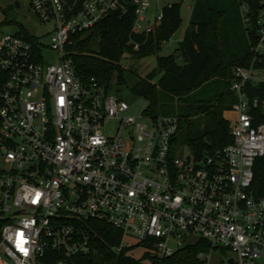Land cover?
Wrapping results in <instances>:
<instances>
[{"label": "built area", "instance_id": "1", "mask_svg": "<svg viewBox=\"0 0 264 264\" xmlns=\"http://www.w3.org/2000/svg\"><path fill=\"white\" fill-rule=\"evenodd\" d=\"M164 2L149 18L152 0H29L56 62L44 61L40 41L0 37V264H66L88 255V220L121 230L116 252L142 242L149 264L199 239L209 243L197 254L201 264L215 248L234 253L219 264L264 257V195L252 188L255 160L264 157V98L252 94L264 82V0H235L250 60L232 69V141L213 154L176 148L178 115L131 114L111 89L76 74L68 50L75 35L131 7V32L148 34L163 7L179 0ZM110 119L119 123L112 135L104 130ZM49 252L60 257L51 263Z\"/></svg>", "mask_w": 264, "mask_h": 264}, {"label": "trees", "instance_id": "2", "mask_svg": "<svg viewBox=\"0 0 264 264\" xmlns=\"http://www.w3.org/2000/svg\"><path fill=\"white\" fill-rule=\"evenodd\" d=\"M81 1L67 0L68 3L76 2L77 6ZM180 4L175 2L170 7L164 6L160 23L148 34L131 32L135 18V9L131 7L124 15L111 13L92 29L75 35L68 50L78 78L85 83L94 78L108 89H111L114 76L117 82H122L124 54L142 58L156 53L179 26ZM234 20L219 0H195L178 55L157 56L155 67L132 86L133 93L147 101L144 113L148 116L154 118L169 113L179 116V131L174 144L179 142L178 134L182 133L180 142L187 145L196 157L213 154L232 141L229 120L223 115L233 101L229 91L232 69L237 65H247L250 60L249 44L243 47L229 35V27ZM17 34L35 41L26 31ZM95 39L99 41V48L92 51L90 45ZM130 39L141 43L137 50L129 43ZM216 78L224 83L221 92L214 96L216 104H212V99H194L181 105L184 113L168 106L176 98L185 102V95ZM252 94L264 98V82L253 88ZM201 115H205V122L201 121L195 127L192 117ZM259 115V121L264 123V113ZM252 188L257 196L264 195V157L255 160ZM82 224L92 235L94 249L90 254L74 257L66 264H98V260L103 264H142L141 259L126 254L130 248L120 252L114 250L120 243L121 230L101 220H88ZM1 225L0 221V229ZM137 245L143 243L134 244ZM208 248L206 240H196L164 258L162 264H201L197 254ZM48 257L53 263L60 255L49 252Z\"/></svg>", "mask_w": 264, "mask_h": 264}, {"label": "rangeland", "instance_id": "3", "mask_svg": "<svg viewBox=\"0 0 264 264\" xmlns=\"http://www.w3.org/2000/svg\"><path fill=\"white\" fill-rule=\"evenodd\" d=\"M152 0L151 6L148 8L146 15L150 18L152 17L159 9L164 5V0ZM221 6L229 11L231 16L235 18L234 23L231 24L230 37L235 38L238 42H241V45L247 46L248 40L245 34L243 23L241 22L237 4L235 0H219ZM180 2V0H179ZM180 22L178 28L170 36L169 41L163 42L161 48L154 54L137 58L133 57L128 53H125L122 58V66L124 68L123 76L124 80L122 82L116 81V76L112 79L111 91L121 98H123L130 106L131 114H138L142 109L146 108L147 101L133 93L132 86L140 78H144L146 74L155 67L156 57L162 55L174 54L178 55L180 42L183 38L184 31L189 23L192 9L188 8V5H193V0H182L180 2ZM19 31H26L35 41H40L38 43L44 61L46 63L56 62L57 53L50 50L49 43L50 37L47 33L48 28L42 24L35 12L30 6L29 0H0V37L6 33H17ZM99 48V41L95 39L91 45L90 49L92 51H97ZM224 83L216 78L210 80L207 83H204L200 87L196 88L189 94L185 95L183 98L185 102L177 101V98L173 102H169L168 106L173 108L174 111L178 113H184L185 111L181 109L182 104H188L194 99H212V104H216L217 100L214 99L216 93H220ZM226 97V96H224ZM183 99V100H184ZM177 105H180L178 108ZM229 109L224 110L223 115L225 117L229 115ZM205 115L200 117H192V122L195 127L202 121L205 122ZM149 122L150 120L147 119ZM119 123L115 119H110L105 122L104 130L106 134L112 135L115 133L118 128ZM182 133L178 134L179 142H176V148L181 151L183 154H189L191 151L189 147L180 142ZM196 236H190V240H195ZM127 241L134 243V239L131 237L127 238ZM144 249L141 245L134 246L129 250L130 256L141 259V262L144 264H149V261L143 256ZM211 259L208 264H219L220 259H228L231 256H234V253L230 250L215 248L211 252ZM98 259V256L96 257ZM258 264H264V257L257 259ZM98 264H103L98 260Z\"/></svg>", "mask_w": 264, "mask_h": 264}, {"label": "crops", "instance_id": "4", "mask_svg": "<svg viewBox=\"0 0 264 264\" xmlns=\"http://www.w3.org/2000/svg\"><path fill=\"white\" fill-rule=\"evenodd\" d=\"M180 2H182V0H180ZM193 5H194V4H193ZM193 5H188L187 7L193 9ZM187 26H188V25H187ZM184 32H185V31H184Z\"/></svg>", "mask_w": 264, "mask_h": 264}]
</instances>
